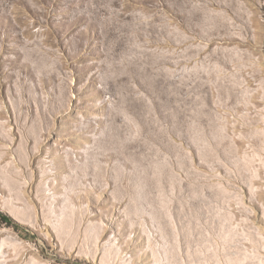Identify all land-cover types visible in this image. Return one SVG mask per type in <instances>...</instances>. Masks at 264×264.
Masks as SVG:
<instances>
[{
	"label": "rangeland",
	"instance_id": "obj_1",
	"mask_svg": "<svg viewBox=\"0 0 264 264\" xmlns=\"http://www.w3.org/2000/svg\"><path fill=\"white\" fill-rule=\"evenodd\" d=\"M0 264H264V0H0Z\"/></svg>",
	"mask_w": 264,
	"mask_h": 264
},
{
	"label": "trees",
	"instance_id": "obj_2",
	"mask_svg": "<svg viewBox=\"0 0 264 264\" xmlns=\"http://www.w3.org/2000/svg\"><path fill=\"white\" fill-rule=\"evenodd\" d=\"M0 218L2 221H4L7 224L11 225V224L15 223V221L9 215L4 214L2 212H0Z\"/></svg>",
	"mask_w": 264,
	"mask_h": 264
}]
</instances>
